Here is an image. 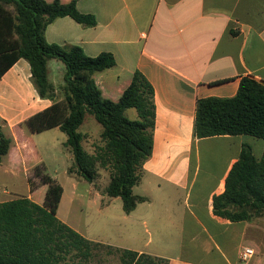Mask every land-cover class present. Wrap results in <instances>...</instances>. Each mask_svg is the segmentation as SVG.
I'll use <instances>...</instances> for the list:
<instances>
[{"label":"crops","instance_id":"1","mask_svg":"<svg viewBox=\"0 0 264 264\" xmlns=\"http://www.w3.org/2000/svg\"><path fill=\"white\" fill-rule=\"evenodd\" d=\"M77 7L94 15L97 26L87 28L70 17L60 18L47 28V42L79 46L90 57L112 54L116 66L95 77L103 93L118 99L140 71L154 87L156 104L153 156L134 188V193L141 189L137 195L149 202L139 204L129 215L122 204L118 223L121 198L101 192L106 198L103 212L123 244L109 236L87 239L163 258L169 264H264L260 240L264 215L231 222L213 212V199L225 191L243 145L261 159L264 140L252 136L247 140L246 135L197 139L194 135L198 99L234 97L245 77L264 84V0H77ZM48 69L50 82L60 88L64 81L60 61L51 60ZM31 78L29 63L20 60L0 79V126L13 139L9 154L0 161V176L15 177L22 172L15 167L24 166L28 183L37 167L47 173L34 144L37 134L23 123L52 105L39 97ZM66 141L67 136L62 144L73 163ZM29 154L35 157L31 162ZM70 176L76 180L75 187L84 180ZM3 197L0 194V203L6 202ZM21 197L34 199L31 188ZM68 221L64 223L75 230ZM142 226L147 227L148 240L141 236ZM244 247L256 252L248 262L240 259Z\"/></svg>","mask_w":264,"mask_h":264},{"label":"trees","instance_id":"2","mask_svg":"<svg viewBox=\"0 0 264 264\" xmlns=\"http://www.w3.org/2000/svg\"><path fill=\"white\" fill-rule=\"evenodd\" d=\"M70 17L87 28L97 26L92 14L81 13L77 0H0V79L25 60L31 68V81L42 99L52 105L29 118L23 126L32 134L59 128L66 136L65 148L72 154L68 170L90 184L100 178L99 169L110 172L104 193L121 198L129 215L149 198L134 193L144 175V166L153 156L156 127L155 90L140 72L118 99L106 96L96 75L116 66L115 57L103 53L90 57L79 46L49 44L45 33L57 19ZM51 60L64 64V85L57 89L49 80ZM135 109L137 120L126 112ZM92 115L102 126L101 145L94 153L84 147L80 128ZM194 135L197 139L217 136H252L264 140V84L249 77L241 80L234 97L197 100ZM13 139L0 126V161L11 150ZM41 182H57L37 167ZM19 197L0 203V264H89L94 248L102 245L82 236L57 217L64 188L58 184L56 200L36 202ZM216 216L231 222L251 221L264 215V152L256 158L253 149L243 145L239 159L226 179L225 191L213 199ZM121 264H169L168 260L146 253L108 247Z\"/></svg>","mask_w":264,"mask_h":264},{"label":"rangeland","instance_id":"3","mask_svg":"<svg viewBox=\"0 0 264 264\" xmlns=\"http://www.w3.org/2000/svg\"><path fill=\"white\" fill-rule=\"evenodd\" d=\"M60 65L63 69L60 76L63 78L65 74V66L62 62H60ZM62 84L64 85L63 80L61 81V85ZM126 115L131 120L138 119V114L135 109L128 110ZM102 130V126L96 121L94 116L88 115L86 117L85 123L80 128V131L84 134L85 139L83 144L87 152L92 154L96 151L97 147L101 145ZM33 138L36 148L44 158L43 164L45 165V172L50 174V176L57 181L56 183L41 182V180L34 175L31 177L29 176L34 185L36 202L41 204L42 201L47 200L54 203L56 200L55 190L57 185L60 184L64 188L57 212V217L61 219V221L70 222L68 220H71V223L75 225V230L85 238L95 239L99 236L103 238L109 236V240H113L112 242L119 244L122 243L117 235L118 232L113 227V221L108 218L107 214L104 213L102 209L106 198L102 196L101 192L105 191L107 183L110 180V172L108 170L99 169L100 178L95 183L97 189L94 185L85 180L75 187L76 180L67 174L68 168L72 162L71 160H68L62 144L63 140L66 139V135L60 130L52 129L34 135ZM245 139L248 140L251 138L247 137ZM27 149L30 150V147H27ZM255 150L258 152L257 144L255 145ZM24 156L27 160V151L24 152ZM34 158L35 157L32 154H29V162L34 160ZM15 168L16 171L22 172H18L15 177L9 175L2 178L0 176V194H4L5 196L2 200L11 201L19 198L30 189L26 171H24L25 167L17 166ZM29 168L32 169L33 166H30ZM34 171L35 169H33V172ZM6 189L7 191L5 194L3 191ZM141 191V189H135L136 194L141 193ZM122 204V200H118V205H120L121 209V214L117 219L118 223H121L122 221ZM148 228L151 229L150 227ZM146 229V226H142L141 228V236L144 240L150 238ZM260 240L263 241V243H261V253L264 254V233L261 234ZM93 255L94 256L90 259L89 264H121L119 255L117 253H110L109 248L105 245H100L94 248ZM66 263L77 264L78 260L68 258Z\"/></svg>","mask_w":264,"mask_h":264},{"label":"built area","instance_id":"4","mask_svg":"<svg viewBox=\"0 0 264 264\" xmlns=\"http://www.w3.org/2000/svg\"><path fill=\"white\" fill-rule=\"evenodd\" d=\"M255 256V251L252 248L244 247L240 254V259L242 262H248Z\"/></svg>","mask_w":264,"mask_h":264}]
</instances>
